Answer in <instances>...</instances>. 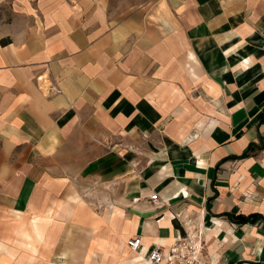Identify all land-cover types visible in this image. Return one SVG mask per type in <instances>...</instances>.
Masks as SVG:
<instances>
[{"label": "crops", "instance_id": "obj_1", "mask_svg": "<svg viewBox=\"0 0 264 264\" xmlns=\"http://www.w3.org/2000/svg\"><path fill=\"white\" fill-rule=\"evenodd\" d=\"M109 8L34 0L32 26L0 45V264H61L48 258L67 214L103 249L85 264H148L183 226L203 230L204 264H264V0ZM88 185L122 217L71 207Z\"/></svg>", "mask_w": 264, "mask_h": 264}, {"label": "rangeland", "instance_id": "obj_2", "mask_svg": "<svg viewBox=\"0 0 264 264\" xmlns=\"http://www.w3.org/2000/svg\"><path fill=\"white\" fill-rule=\"evenodd\" d=\"M150 0H110V16L114 19V21H118L123 18L124 14L135 10L134 7L138 5H143ZM34 0H0V45L5 46L9 44L13 36L17 33L21 34L27 30L29 26L32 24L27 23V15H30L27 11L28 6H32ZM16 37V36H15ZM39 88V87H38ZM45 95H48L44 90L40 89ZM107 189L104 185H99L98 188L92 187L90 185L80 188V192L75 193L77 199L70 200L71 207H81L83 205L84 208H88L89 210H93L95 213H98L100 217H106L108 214L106 212H112L110 216L113 218L119 219L118 217H122V213L124 210L123 205L113 198H109L107 195ZM70 224V226H69ZM84 225L85 230H82L79 224L77 227L76 221L69 214L64 217L60 221V228L57 231L52 232L51 240H57V243H61L63 247L59 251L58 256L53 257L49 256V260L53 262H59L61 264H85L84 259H82L83 254H87L96 257V259L100 258L102 250L99 247V242H96L93 236H91L90 232L87 229H90V225ZM68 229H70L68 231ZM87 230V231H86ZM32 238V242L39 249L42 248L41 242L33 230L27 231ZM120 232H115L114 234H119ZM91 236V239H90ZM91 241H89V240ZM84 242V247L79 249L81 242ZM28 242L27 239L20 235L18 242V253L17 255L24 256L27 253L26 246H23L22 243ZM92 242V243H91ZM88 244V245H86ZM67 245V246H66ZM75 245H77L75 247ZM87 246V247H85ZM104 252V251H103ZM76 258V263L70 262L73 257ZM90 258V257H89ZM110 264H120L119 261L110 260ZM147 262V261H146Z\"/></svg>", "mask_w": 264, "mask_h": 264}, {"label": "built area", "instance_id": "obj_3", "mask_svg": "<svg viewBox=\"0 0 264 264\" xmlns=\"http://www.w3.org/2000/svg\"><path fill=\"white\" fill-rule=\"evenodd\" d=\"M38 87L44 90L48 96L61 93L57 84L48 82L44 76L37 78ZM150 201L159 203L157 192L150 195ZM143 240L141 237H133L128 240V247L138 252ZM205 237L202 229L183 226V232L178 235L169 247L155 246L146 257L148 264H204Z\"/></svg>", "mask_w": 264, "mask_h": 264}, {"label": "trees", "instance_id": "obj_4", "mask_svg": "<svg viewBox=\"0 0 264 264\" xmlns=\"http://www.w3.org/2000/svg\"><path fill=\"white\" fill-rule=\"evenodd\" d=\"M247 153H245L242 157H245ZM231 219L236 222L237 224H246L250 221V218H245L241 216L233 217L231 216Z\"/></svg>", "mask_w": 264, "mask_h": 264}]
</instances>
